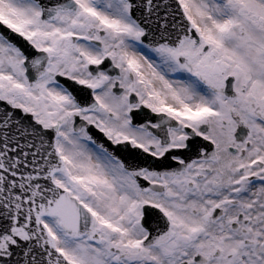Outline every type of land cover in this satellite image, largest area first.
I'll return each instance as SVG.
<instances>
[{"label": "snow or ice", "instance_id": "1", "mask_svg": "<svg viewBox=\"0 0 264 264\" xmlns=\"http://www.w3.org/2000/svg\"><path fill=\"white\" fill-rule=\"evenodd\" d=\"M0 264H264V0H0Z\"/></svg>", "mask_w": 264, "mask_h": 264}]
</instances>
